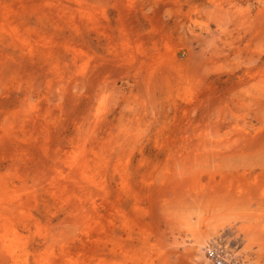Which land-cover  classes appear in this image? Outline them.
Masks as SVG:
<instances>
[{"label": "rangeland", "instance_id": "1", "mask_svg": "<svg viewBox=\"0 0 264 264\" xmlns=\"http://www.w3.org/2000/svg\"><path fill=\"white\" fill-rule=\"evenodd\" d=\"M264 264V0H0V264Z\"/></svg>", "mask_w": 264, "mask_h": 264}, {"label": "built area", "instance_id": "2", "mask_svg": "<svg viewBox=\"0 0 264 264\" xmlns=\"http://www.w3.org/2000/svg\"><path fill=\"white\" fill-rule=\"evenodd\" d=\"M216 264H227L226 258L220 254L213 252Z\"/></svg>", "mask_w": 264, "mask_h": 264}]
</instances>
